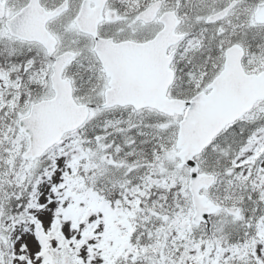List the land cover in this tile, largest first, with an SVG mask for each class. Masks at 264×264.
<instances>
[{"label": "snow or ice", "instance_id": "snow-or-ice-1", "mask_svg": "<svg viewBox=\"0 0 264 264\" xmlns=\"http://www.w3.org/2000/svg\"><path fill=\"white\" fill-rule=\"evenodd\" d=\"M0 264H264V0H0Z\"/></svg>", "mask_w": 264, "mask_h": 264}]
</instances>
